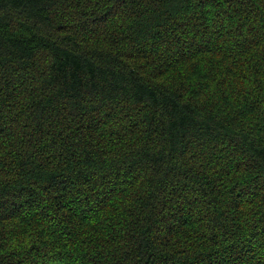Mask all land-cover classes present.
Here are the masks:
<instances>
[{"label":"trees","instance_id":"obj_1","mask_svg":"<svg viewBox=\"0 0 264 264\" xmlns=\"http://www.w3.org/2000/svg\"><path fill=\"white\" fill-rule=\"evenodd\" d=\"M0 264H264V0H0Z\"/></svg>","mask_w":264,"mask_h":264},{"label":"rangeland","instance_id":"obj_2","mask_svg":"<svg viewBox=\"0 0 264 264\" xmlns=\"http://www.w3.org/2000/svg\"><path fill=\"white\" fill-rule=\"evenodd\" d=\"M107 174H110V172L107 171ZM99 175H100V174H99ZM108 186H110V184H108ZM103 198H104V195L99 196V199H100V200H103Z\"/></svg>","mask_w":264,"mask_h":264}]
</instances>
